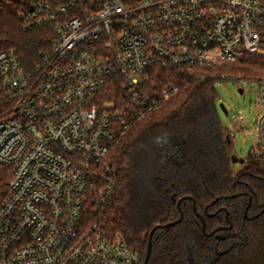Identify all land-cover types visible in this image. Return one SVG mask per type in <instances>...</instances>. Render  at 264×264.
<instances>
[{
  "label": "built area",
  "instance_id": "2783aa9c",
  "mask_svg": "<svg viewBox=\"0 0 264 264\" xmlns=\"http://www.w3.org/2000/svg\"><path fill=\"white\" fill-rule=\"evenodd\" d=\"M19 1L23 26L53 38L32 68L0 51V264H140L104 212L110 151L204 67L262 52L264 0ZM228 79L258 84L264 150V76Z\"/></svg>",
  "mask_w": 264,
  "mask_h": 264
},
{
  "label": "trees",
  "instance_id": "16d2710c",
  "mask_svg": "<svg viewBox=\"0 0 264 264\" xmlns=\"http://www.w3.org/2000/svg\"><path fill=\"white\" fill-rule=\"evenodd\" d=\"M19 9V0H0V51L15 49L32 68L51 48L53 31L25 28ZM202 72L119 134L109 154L113 188L104 212L110 231L140 253V264L152 230L181 216L154 230L148 264H264V150L258 145L235 166L216 86L223 73L264 76V50ZM158 77L161 84L176 78L166 69ZM120 92L111 82L105 98L117 101ZM5 104L0 93V111Z\"/></svg>",
  "mask_w": 264,
  "mask_h": 264
},
{
  "label": "rangeland",
  "instance_id": "374dc122",
  "mask_svg": "<svg viewBox=\"0 0 264 264\" xmlns=\"http://www.w3.org/2000/svg\"><path fill=\"white\" fill-rule=\"evenodd\" d=\"M216 86L219 103H224L228 110V114H225L219 109L222 124L234 133V153L239 158L246 159L251 151L258 149L257 122L261 112L259 86L249 82L240 83L234 79L218 80ZM235 166L239 168L241 164L235 163Z\"/></svg>",
  "mask_w": 264,
  "mask_h": 264
},
{
  "label": "water",
  "instance_id": "95a60500",
  "mask_svg": "<svg viewBox=\"0 0 264 264\" xmlns=\"http://www.w3.org/2000/svg\"><path fill=\"white\" fill-rule=\"evenodd\" d=\"M242 92V90H240ZM221 110L225 113V114H228V110L225 106L224 103H220L219 104ZM245 159L244 158H239L235 153H233L232 155V162L235 164V163H239V164H242L244 163ZM182 201V199L179 200V204L180 205V202ZM247 212H248V209L245 210V216H247ZM198 216L200 217L202 223H203V229L205 230L206 228V222H205V218L201 215V214H198ZM183 216H181L180 219L176 220L175 222H171V223H168L166 225H157L151 232L150 234V237H149V243H148V252H147V255H146V258H145V261L143 264H148V261H149V258H150V255H151V250H152V237H153V234H154V230L160 226L162 227H169V226H172V225H175L176 223H179L181 220H182ZM216 230H214L212 233H215Z\"/></svg>",
  "mask_w": 264,
  "mask_h": 264
}]
</instances>
